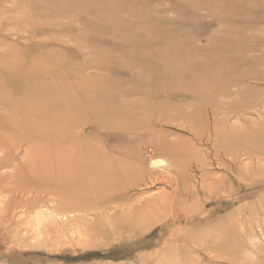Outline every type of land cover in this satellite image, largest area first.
<instances>
[{
  "label": "rangeland",
  "instance_id": "rangeland-1",
  "mask_svg": "<svg viewBox=\"0 0 264 264\" xmlns=\"http://www.w3.org/2000/svg\"><path fill=\"white\" fill-rule=\"evenodd\" d=\"M0 155V264H137L143 238L108 248L30 227L40 207L88 204L110 175L115 192L140 174L164 182L125 202L175 194L170 211H202L193 235L216 244L210 264H264V0H0Z\"/></svg>",
  "mask_w": 264,
  "mask_h": 264
},
{
  "label": "bare ground",
  "instance_id": "bare-ground-1",
  "mask_svg": "<svg viewBox=\"0 0 264 264\" xmlns=\"http://www.w3.org/2000/svg\"><path fill=\"white\" fill-rule=\"evenodd\" d=\"M185 113L186 112H184V115H185ZM138 117H139V115H138ZM28 124L30 125L31 123L29 122ZM187 127H188V124L185 127L186 130H187ZM206 136H207V134H206ZM152 138H151V140H152ZM154 141H156V140H154ZM6 143L7 142H5V144ZM68 144H69V142H68ZM99 144H101V142H99ZM155 147L159 149L158 145H155ZM64 150H65V152L63 153L64 159L62 160V162H63L62 169L64 171L63 173L65 174L64 175L65 178H67L66 182L64 183L65 184L64 186H69L73 182V178H70L72 175L71 174V169H72L71 154L69 151V147L65 148ZM14 151H13V153H14ZM28 152H31V150ZM18 153H19V151H18ZM60 153H61V151H60ZM16 156H17V154H16ZM16 156H15V158H16ZM27 156H28V154H27ZM12 157H14V156L12 155ZM8 160H9V158H8ZM31 162H30V164H31ZM32 163H34V162H32ZM159 163H161V165H159ZM151 164L156 165L153 167V169H154L155 167H157V165L159 167V166L165 165L166 163L162 159L155 160V158H154V160L151 161ZM167 164H168V162H167ZM149 166H151V165H149ZM191 169H192V167H191ZM101 170H102L101 164L100 165H97V164L94 165L92 174H96V177H95L96 179H100V177L102 175ZM12 171H14V170H12ZM10 173H11V171H10ZM166 175H167V173H166ZM23 176L25 177L24 173L22 176H19V177H21V180H22ZM113 176L114 175H110L105 180V182L101 184L102 187L99 190L100 192L97 191V192H99L98 193L99 197L95 198L94 195L91 196L90 202L88 204H86V203L85 204H82V203H75L74 204L73 203L66 208H58V209H53V210H46V208L43 207L45 209V210H43V208H42L43 211H41V209H40L41 207H40L38 212L35 213V216H36L35 218L37 219V223L35 226L32 225V228L30 227V230L32 231V235L33 236L38 235L40 237H43L47 241L48 240H55V239L61 240V239L69 236V240L84 241L85 243L86 242L88 243V241L90 242V240H92V238L95 237L98 241L101 242L100 244H107L108 248L113 247V246H111V247H109V246L113 245L114 243H124L128 246V245H130V242H132L134 240H138L140 238H143L141 246L138 249V252L136 253L137 261H135V262L137 264H169L168 259H169V256L172 254L179 257V261H180L178 263H173V264H185V263H183L181 257L186 255V254H195V258L189 264H203L204 262H207V264H210V262H216V260H214V258H213V257H215V255L212 254L213 250L216 248L215 247L216 244L213 241L206 242V243H204V241H203V243H202L201 239L198 240L196 238V236L193 235L196 226H198L201 222H203L204 219L207 218V217L203 216L202 211L198 212V213L186 214L184 211L185 207L184 208L179 207V205H177V207H178L177 209H173V211L172 210L170 211V209H171L170 205L172 202H174V200H173V199H175L174 197H176L175 194H173L171 199L169 198L170 194H169V196H166V197L161 198V199L159 196H158L159 199H155L156 197L151 196L152 199L160 200L162 202L160 205L155 206V207H150V206L146 205V203H145L146 199H142V200L139 199L137 201L134 200L135 203L125 202V201L130 200V198L128 196V191L135 190L136 193H138L140 191V190L137 191L138 187L143 188V186L148 185V187L150 188L151 186L155 185V183L161 184L164 182L162 175L157 174V176H155V177L147 176L148 178L151 177L150 180H148V179H145V178H147L146 175L140 174V175H138V178H137L138 180H136V182H135L138 184H132L131 183V184H129L130 186H127L124 189L122 188L120 190H116L115 192L106 191L107 188H112V186H114L118 183L116 181V179H113ZM178 177H179V175H178ZM11 179H13V178H11ZM173 179H174V177H173ZM51 183H52V181H51ZM199 184L201 185V186L200 185L199 186L202 187V184L200 182H199ZM16 185H15V187H16ZM51 185L52 184H50L49 188H46L45 186L42 185V187H45L41 190L42 194L44 193V195L41 194L42 199H45V198L50 199L48 197V194L51 193L50 191L53 190L51 188ZM187 185H189V184H187ZM203 185H204V183H203ZM56 186H57V184H56ZM224 186H223V188L225 189ZM171 187H173V186L171 185ZM183 187H184V185L182 186V188ZM175 188H176V186L174 187V189ZM211 188H212V185H211ZM8 189H10V188L8 187ZM215 189H216V187H215ZM217 189H218V187H217ZM229 189H231V188H229ZM160 190H161V187H160ZM178 190H179V188H178ZM176 191H177V188H176ZM151 192H152V190H151ZM148 193H149V191H148ZM166 193H167V191H166ZM130 194L133 195V193H130ZM156 195H158V194L156 193ZM6 196H4V198ZM144 196H145V193H144ZM166 198L168 200L167 203H163V201L166 200ZM21 199H22V197H21ZM1 200L0 201L2 203L3 202L2 197H1ZM177 200H178V198L176 197V201ZM184 200H185V198H184ZM176 201H175V203H173V204H175V206H176ZM5 203H7V198H6V202H4V204L3 203L2 204L5 205ZM47 203H49V202H47ZM50 203H53L52 205H57V204H54L55 203L54 200H51ZM181 203H183V201ZM3 205L2 206L0 205L1 206L0 213H2L1 211H3V209H2V207L4 208ZM180 206H182V204ZM143 207L146 209V212H143ZM49 208L52 209L51 206H49ZM22 210H20V212H22ZM35 211H37V210H35ZM74 212H78V213L82 212L83 215L85 214V215L89 216V218H87V217L81 218L82 219L81 221L78 219L74 220V221H70V219H73V217H77V216H74V214H76ZM190 212H191V210H190ZM228 212H230V211H228ZM33 213H32V216H34ZM187 213H188V211H187ZM17 214H18L17 216L20 215L19 212ZM22 214H23V212L21 213L20 217H22ZM15 215H16V213H15ZM79 216L81 217V215H79ZM5 217H6V215H5ZM13 217H14V215H13ZM20 217H18V218H20ZM26 217H27V215H26ZM16 218L17 217H15V220H16ZM219 218H220V216H219ZM30 219H31V217H30ZM26 220H27V218H26ZM211 222L212 221H209V223H211ZM20 223L22 224V222H20ZM24 223H25V221L23 222V224ZM73 223L77 224L80 227V228L78 227L77 232L76 231H68V230H71L70 227H69L70 229L68 228V230H66V226L70 225L72 227ZM182 223H184V224L182 225ZM209 223H207V224H209ZM77 225H75V227H77ZM210 225L211 224H209V226H207L205 228H202V230H201V236L202 237H204L205 235H211V236L214 235L216 237V233L211 228ZM150 235H151L152 239L150 237H148ZM34 237H36V236H34ZM34 237H33V239H34ZM147 237L150 239H147V241L144 242V239ZM91 245H92V243H91ZM105 247H106V245H105ZM124 261H126V260H123L122 262H124ZM223 262L226 263L227 261L224 260Z\"/></svg>",
  "mask_w": 264,
  "mask_h": 264
}]
</instances>
